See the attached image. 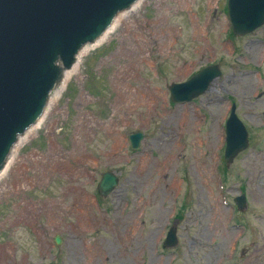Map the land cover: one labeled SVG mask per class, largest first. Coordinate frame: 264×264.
<instances>
[{
  "label": "rangeland",
  "instance_id": "rangeland-1",
  "mask_svg": "<svg viewBox=\"0 0 264 264\" xmlns=\"http://www.w3.org/2000/svg\"><path fill=\"white\" fill-rule=\"evenodd\" d=\"M227 3L142 0L83 59L0 177V264H264V26L233 36ZM215 64L204 95L171 100ZM233 105L249 147L228 165Z\"/></svg>",
  "mask_w": 264,
  "mask_h": 264
},
{
  "label": "water",
  "instance_id": "water-1",
  "mask_svg": "<svg viewBox=\"0 0 264 264\" xmlns=\"http://www.w3.org/2000/svg\"><path fill=\"white\" fill-rule=\"evenodd\" d=\"M142 0H0V177L20 139L36 129L58 95L78 55L99 43L119 14ZM233 34L244 37L264 26V0H228ZM222 76L218 64L209 65L182 83L169 86L174 103L193 102ZM225 163L230 165L249 147V132L233 105L225 126ZM147 135L129 136L132 150ZM115 172L101 174L98 191L107 198L120 185ZM235 202L246 206V197ZM56 245L62 238L56 236ZM177 227L167 233L164 247L178 246Z\"/></svg>",
  "mask_w": 264,
  "mask_h": 264
},
{
  "label": "bare ground",
  "instance_id": "bare-ground-1",
  "mask_svg": "<svg viewBox=\"0 0 264 264\" xmlns=\"http://www.w3.org/2000/svg\"><path fill=\"white\" fill-rule=\"evenodd\" d=\"M140 5V4H139ZM139 5L131 8L130 10L128 11H125V13H121L118 15V17L116 18V21L114 22V25L112 26V29L110 30V32H107L103 37L102 39L99 41V43H96L94 45H87V49L85 50H82L79 55H78V59H77V62L76 64L74 65V67L69 71L65 81H64V84L59 92L58 95H52V99L51 101H55V100H59L63 93L65 92V89H66V86L67 84L74 78V77H77L78 74H79V71H80V65H81V62L83 61L84 58H86L87 55H89L92 51H94L97 47H99L103 41L105 40V38H107L111 33H113V31L115 30V28L118 26V24H120V22L122 21V19L124 18V16H126L127 14L133 12ZM259 30V29H258ZM45 117V116H44ZM43 122V120H42ZM41 125L42 123H37L36 124V129H33V130H30V131H27V137L26 138H23V139H20L18 144L16 145V147L14 148V151L10 157V160L8 161V165H7V168L9 167L12 158L14 157V155L16 154V152L18 151V149L21 147V145H24V143L31 139L33 137L34 134H36L40 129H41ZM5 173V172H4ZM3 173V174H4ZM2 174V175H3Z\"/></svg>",
  "mask_w": 264,
  "mask_h": 264
},
{
  "label": "flooded vegetation",
  "instance_id": "flooded-vegetation-1",
  "mask_svg": "<svg viewBox=\"0 0 264 264\" xmlns=\"http://www.w3.org/2000/svg\"><path fill=\"white\" fill-rule=\"evenodd\" d=\"M232 110V109H231ZM231 110H230V113H231ZM230 116V115H229ZM228 120V119H227ZM227 122V121H226Z\"/></svg>",
  "mask_w": 264,
  "mask_h": 264
}]
</instances>
